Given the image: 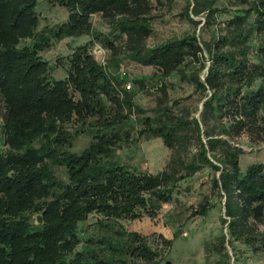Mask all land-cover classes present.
<instances>
[{"label":"trees","instance_id":"obj_1","mask_svg":"<svg viewBox=\"0 0 264 264\" xmlns=\"http://www.w3.org/2000/svg\"><path fill=\"white\" fill-rule=\"evenodd\" d=\"M40 1L0 0V264H159L179 229L151 237L123 221L159 220L163 204L203 169L222 213V229L204 245L206 263L242 264V249L263 253L264 158L257 149L244 164L238 139L264 131V0H185L178 16L193 30L154 44L152 0H47L67 16L39 28ZM96 14L105 29L93 26ZM83 36L65 75L54 76L41 52ZM94 43L108 50L104 62L90 52ZM127 62L154 71L130 76L120 71ZM171 78L193 88L188 96L198 94L201 109L170 95ZM144 91L157 94L151 108L135 100ZM71 121L93 136L80 151L70 149ZM130 138H160L169 150L163 169L124 163L116 149ZM215 206L204 200L185 221ZM91 215L103 231L75 251Z\"/></svg>","mask_w":264,"mask_h":264},{"label":"rangeland","instance_id":"obj_2","mask_svg":"<svg viewBox=\"0 0 264 264\" xmlns=\"http://www.w3.org/2000/svg\"><path fill=\"white\" fill-rule=\"evenodd\" d=\"M152 3L154 6L151 11V22L154 28L152 35L147 40L149 44L160 42L170 36L180 35L188 30H193V26L186 20H181L178 16V13L185 4V0H177L170 8L167 5H160L159 3L155 5V0H152ZM232 9H234V6ZM36 10L39 16V28L45 25L50 26L61 23L67 16V11L64 8L51 4L47 0L40 1ZM226 17L228 15L224 13L221 14L220 19ZM194 18L202 21L198 27L204 24V17L202 15ZM91 21L93 26L105 29L104 20L99 14L93 15ZM211 29H215V26H212ZM206 31L204 36L207 38L209 32L208 29ZM87 39V36H83L77 38L76 41L70 38H64L58 42H53L54 40H52L53 44L41 52L42 57L53 67L51 73L54 76L65 75V66L68 63V56L72 51L71 45L87 42ZM89 50L101 62H104V59L109 56L108 50L99 43L90 45ZM121 69L126 71L130 76H148L154 71L152 67L142 66L134 62L123 63L120 71ZM173 80L177 79L171 78V81ZM175 83L174 87L170 90V95L174 98L188 97L186 100L192 101L191 106L193 108L198 107L201 109L198 94H195L194 97L188 96L192 93L193 88L190 85L179 83L178 80ZM156 95L155 92L144 91L135 96V100L142 106L151 108L154 106ZM4 109V103L0 98V122H2L4 117ZM195 116L199 117V112ZM78 127H80L79 124L74 121L66 125L68 131L77 135L73 146L70 148L73 151H80L86 147L92 141L93 137L88 132V129L90 130L89 126L80 127L79 130L82 131L76 133L74 129ZM132 135L134 136L135 134ZM238 142L246 151L244 164L257 157L254 152L257 149H260L261 155L264 158V131H261L258 136L254 137L243 135L239 137ZM4 149L5 146H3L2 136L0 135V151H4ZM116 153L129 166L150 173H155L163 169L169 156V150L164 146L160 138H151L148 140H134L130 138L117 146ZM261 155L259 156L260 158H262ZM211 176V170L203 169L192 178L183 181L179 191L174 194V201L163 204L159 212V220L158 218L155 220L143 218L135 221H123L127 225L132 224L134 228L151 237L155 234H161L167 238H174L173 233L177 228L179 229L180 234L175 237L170 249L161 251L159 264H207L204 245L208 241L215 240L222 229L219 222V217L222 214L219 209L220 203L216 195H214V192L211 191ZM204 200L214 203L216 205L215 208L211 209L206 216H195L185 221L190 209L195 208ZM36 214L40 215L38 213ZM36 214L33 215L34 219L37 216ZM97 217L98 215H91L81 224L79 229L81 241L75 248V251H80L88 237H97L103 231L98 227L96 222ZM34 223L37 224L36 219ZM259 228L264 230V224L260 225ZM227 249L233 259L231 247H227ZM242 252V264H264V252L252 254L245 249H242Z\"/></svg>","mask_w":264,"mask_h":264},{"label":"water","instance_id":"obj_3","mask_svg":"<svg viewBox=\"0 0 264 264\" xmlns=\"http://www.w3.org/2000/svg\"><path fill=\"white\" fill-rule=\"evenodd\" d=\"M36 221L37 223H40L42 221L41 215L36 216Z\"/></svg>","mask_w":264,"mask_h":264}]
</instances>
